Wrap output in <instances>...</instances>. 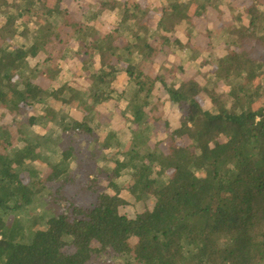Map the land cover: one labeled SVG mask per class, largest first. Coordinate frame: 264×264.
I'll return each mask as SVG.
<instances>
[{"label": "trees", "instance_id": "obj_1", "mask_svg": "<svg viewBox=\"0 0 264 264\" xmlns=\"http://www.w3.org/2000/svg\"><path fill=\"white\" fill-rule=\"evenodd\" d=\"M65 1L0 0V141L6 142L0 152V264H264V57L256 52L257 45L264 49V0H249L243 10L248 22L237 16L225 31L226 54L206 61L218 86L208 83L214 75L204 69L175 86L164 75L144 78L137 66L127 68L133 128L125 130L132 143L125 153L94 108L114 92V58L122 48H135L145 60L183 46L170 41L160 22L156 28L144 23L135 6L125 3L119 24L104 32L97 23L115 0L95 2L75 16L63 8ZM193 2L199 17L218 0H173L177 25L186 23ZM125 31L135 45L120 48ZM65 34L82 45L76 56L88 54L90 65L99 57L100 68L89 76L99 89L89 94V115L81 122L43 116L70 142L49 162L40 149L54 134L31 131L35 117L22 120L26 107L67 101L66 91L79 98L67 82L46 88L33 81L46 76L54 83L49 48ZM15 36L25 45L11 44ZM40 55L38 67L26 68ZM157 82L179 110V125L164 122L166 138L141 152L151 119H161L151 99ZM162 145L168 153L159 151ZM128 175V184L120 181ZM67 186H77L76 194ZM137 204L140 210L124 212Z\"/></svg>", "mask_w": 264, "mask_h": 264}, {"label": "rangeland", "instance_id": "obj_2", "mask_svg": "<svg viewBox=\"0 0 264 264\" xmlns=\"http://www.w3.org/2000/svg\"><path fill=\"white\" fill-rule=\"evenodd\" d=\"M100 0H67L63 3V8H67L69 11H71L74 16L75 14H80V11L82 9H89L92 7L93 3L99 2ZM117 3H114V9L113 10H106L102 12L101 15V22L97 23V28L101 29L104 32L110 31L114 29L120 22L121 16H122V8L123 4L125 2L129 3V6L136 7L139 11L142 12L143 16V22L146 23L151 28H156V26L159 24H163V27L165 28L162 30V32L170 39L171 42L175 41V38H180L186 45V49L184 51H178L177 53H183L184 56L181 58L175 56V55H165L161 52H156L152 56V73L154 75L162 74L164 77L166 76V82L167 84L172 83H178V81L182 79H187L188 77H193L197 71L202 70L203 67L210 71L211 74L214 75L213 79L208 80L209 84L215 83L216 86L219 85L220 79L218 75L215 73V68H213L212 65L206 66V61L209 58V54L212 55V57H216L217 54H221V49H223L225 44V39L223 35H220L217 38H206L205 35L209 33V23L207 21H212L217 18H220V20H228V18L231 16V23L235 22V19L237 16L242 19L243 23L248 22V18L246 15H244L243 10L249 6L250 2L249 0H218L217 4L220 7V9H217V11H211L207 14L206 20L204 18H201V20H196L195 23L198 24V28L196 27L191 30L187 29V26H180L175 23V19L173 18V10L171 8V3H173V0H115ZM49 5L52 6L54 4L53 0H49ZM217 7V6H216ZM218 7V8H219ZM164 9V10H163ZM165 12L164 16H161L162 12ZM222 12L223 15H219ZM4 22L3 17L0 15V26ZM58 22V21H57ZM55 25L59 26L60 22H58ZM219 22V21H218ZM217 22H215L216 24ZM262 24L264 25V19L262 20ZM29 28L32 30L34 28V24L30 23ZM61 31H65L61 25L60 28ZM179 31H185L189 35V40L186 41V36L179 32ZM121 40L116 43L119 44L118 46H122L125 41L130 40V34L125 31L124 35L122 36ZM61 42L59 45L52 44L51 45V54L52 57V65H54V68H58L61 70L59 79L66 80L75 89V93L83 98V100L86 98V95L88 94L87 89V80L86 76L87 74L83 72L82 67L84 64H88L89 61V55L86 53H81L80 55L76 56V52L82 47V45L72 40L65 35H60ZM211 39V40H209ZM11 44L14 45H25V40L20 38L19 36H16L11 40ZM207 44V45H206ZM208 46V47H207ZM209 48V49H208ZM207 49V52L205 51ZM134 49H131L132 54H137L133 52ZM205 51V52H204ZM210 53H209V52ZM236 51V50H233ZM126 50L119 51V58L125 57ZM193 52L201 53L198 55V57L194 60H187V57H193ZM256 52L260 56L264 57V49L261 45L256 46ZM93 55V54H92ZM133 56V59H137L136 56ZM93 62L96 60V65H94L90 72L95 71L97 69L98 60L99 57L95 54V56H92ZM185 57V58H183ZM44 58V57H43ZM41 60V59H40ZM137 61V60H136ZM38 60H28V66L33 68L36 66ZM123 63V66L121 68H124L126 63ZM121 64V62H120ZM122 65V64H121ZM162 68L160 69V67ZM165 69V72H164ZM124 71H120V73L116 74L113 78L114 87L118 90H126V81H125V75H123ZM57 78V79H58ZM58 79V80H59ZM40 79H36L35 81L39 82ZM150 81V79H147ZM59 82V81H58ZM128 93H125V96H127ZM154 98L153 101L155 102V108L153 111V114H158L161 116L160 121L154 122L151 119L150 125H148V130L144 131L145 136L149 137V142L146 144V146L143 148L141 152H145L147 150L152 149L154 145L165 139L167 135V130L164 125V122H167L171 128H176L179 124V117L180 113L176 106H173L169 103L168 97L164 93V89H161L157 86V89H154L153 91ZM128 98H130V95L127 96V98H121L118 101L117 109H113L112 107L109 108L107 111L100 110L99 113L102 114V117L98 118V121L100 120L102 123H104V130L105 131H112L115 133L114 139L118 140L119 142V152H129L132 146V143L130 141L129 132H126L127 135H125V130H129L130 128H133V125L130 123L129 119L132 118V112L131 110H128L126 108ZM52 108L56 112H59L60 110L65 111L69 115L82 120L83 115L86 111L81 110H75L68 106V104H62L59 102H56L55 100L48 99L45 103H40L33 105L31 107L25 108L23 123H27L28 118L31 116H38L40 113L46 111V108ZM206 107L208 108V103H206ZM118 110V111H116ZM7 120L9 117H6ZM39 124L33 125L31 128H29L31 131H37ZM140 131H143V127H138ZM125 133V134H124ZM55 137L50 143L46 146V148L40 149L42 154L46 157V159L51 162L56 160V156H59L61 152L64 150V148L69 147L70 142L68 141L67 135L60 137L57 133L54 134ZM96 141V139L92 140V142ZM6 142L0 141V152L3 151L5 148ZM82 147H88L86 144H80ZM159 151L161 152H167L166 146L162 145L159 148ZM86 152L88 153L87 148L82 149V153ZM47 161V162H48ZM111 163V161H110ZM112 164V163H111ZM94 166V165H93ZM104 165H102L103 167ZM40 169V175L43 172H48V167L45 169ZM103 169L105 170L106 167L104 166ZM131 176H125L124 178L120 179V181L127 182L130 181ZM75 187H66L67 192H76L78 188ZM76 194V193H75ZM81 197V196H79ZM77 199H80V198ZM152 203L149 204L148 207H151ZM142 207V204H137L134 208L126 207L124 209L125 213H128L131 215L134 210L138 211ZM16 220L19 221V223H22V221L26 222L23 217H18ZM29 231L25 230V234H27ZM104 264V263H99Z\"/></svg>", "mask_w": 264, "mask_h": 264}, {"label": "crops", "instance_id": "obj_3", "mask_svg": "<svg viewBox=\"0 0 264 264\" xmlns=\"http://www.w3.org/2000/svg\"><path fill=\"white\" fill-rule=\"evenodd\" d=\"M100 1H105V0H100ZM111 1V0H110ZM250 2V1H249ZM125 3H127L128 4V6H129V3L128 2H125ZM124 3V4H125ZM124 4H123V7H124ZM172 4V3H171ZM194 4V5H193ZM193 5V6H192ZM131 6V5H130ZM219 6H218V4H217V7H208L207 8V11L204 13V14H202L201 16H199V17H197L196 15H195V9H196V5H195V2H193V3H191V6L188 8V11H187V14H186V19H187V21H186V23L185 24H182V25H180V26H187L186 28L188 29H191V30H193L195 27H196V29L198 28V24H196L195 23V21L196 20H201V18H206V16H207V14L209 13V12H211V11H217V9H220V7L218 8ZM123 9V8H122ZM106 11V10H105ZM221 14H219V15H223L222 14V12H220ZM175 15V14H174ZM231 16L228 18V20H220V18H217V19H215V20H212V21H207L206 19V22H208L209 23V27L210 28H208L209 29V33H207V35H205V37L206 38H208V37H210V38H217V37H219L220 35H223L224 36V39H225V44H224V47H223V49H221V54H217V56L218 57H221V56H223L224 54H226V48L228 47L227 46V43H226V36H225V31H227V29L229 28V26L232 24L231 23ZM219 21V22H218ZM189 22V23H188ZM215 22H217L216 24H215ZM175 23L177 24V22L175 21ZM179 26V27H180ZM179 32H181V33H183L185 36H186V41H188L189 40V35L187 34V32H185V31H179ZM16 37V36H15ZM123 38V37H122ZM120 40H121V38H120ZM119 40V41H120ZM209 40H211V39H209ZM119 41H117V43L119 42ZM175 41H177V42H179V44H181L182 46H183V49L181 50V51H184L185 52V50L186 51H188V49H186V47H185V45L187 44H185L180 38H175ZM130 42V44H132V45H135V43H134V40H132L131 39V35H130V40L129 41H125V43L120 47V46H118V47H120V48H122V47H124L126 44L128 45V43ZM116 45H119V44H116ZM188 45V44H187ZM207 45V44H206ZM51 47V46H50ZM208 47V46H207ZM209 49V48H208ZM49 50H51V48H49ZM123 50H125V49H121V51H123ZM127 51V50H126ZM205 51L207 52V49H205ZM204 51V52H205ZM133 52H135V53H137L136 55L135 54H132V52H129L128 53V51L126 52V56L125 57H121V58H119V54L116 56V58H114V60H113V63H114V65H117V64H119L118 65V68H117V73H115L114 74V76L116 75V74H118V73H120V71H124V72H126V73H124L123 75H125V81H126V90H124V88L122 89V90H118L117 88H115L114 87V82H112V84H111V89H113L114 90V92L112 93V95H110V100L108 101V102H106V103H104V104H102V105H96L94 108H95V113H97V116H96V118H101L102 117V114H100L99 113V111L100 110H104V111H107L109 108H113V109H117V106H118V101H119V99H121V98H127V96L128 95H130V93L132 92V90H133V88H132V86L131 85H133L134 83L133 82H131V79L129 78V76H128V73H127V68H129L130 66H137L138 67V69H136L137 71H138V73H139V70H141L142 72H144V78L146 77V76H148V75H150V76H152V77H155V76H158V75H160V74H158V75H154L153 73H152V70L150 69V68H152V63H151V60H152V56L154 55H152L151 57H150V59H148V58H146L145 60H147V61H145V60H142V59H139V52L137 51V50H134ZM184 52L183 53H169L170 55H175V56H177V57H179V58H181L182 56H184ZM209 52V51H208ZM197 52H193V54H194V56L192 57H187L188 59L187 60H194V59H196L197 57H198V55L199 54H201V53H197ZM210 53V52H209ZM136 56V60L135 59H133V56ZM169 55V56H170ZM50 56V55H49ZM167 56V55H166ZM43 57H45V56H42V55H40V56H38L37 58H34V59H28V60H35V59H37L38 60V62H37V64H36V66L35 67H38V63L39 64H41L42 63V61L44 60V58ZM209 57H212V55L211 54H209ZM183 58H185V57H183ZM41 59V60H40ZM209 59V58H208ZM28 60H27V65H26V68H31V67H29L28 66ZM122 61L124 62V63H126V65L124 66V68H121L122 66H123V63H122ZM142 61V62H141ZM120 62H121V64H120ZM96 63V60H95V62L92 64V65H90V64H84L83 65V67H82V70H83V72L84 73H86L87 74V76H86V80L88 81L87 83V89H88V94L86 95V98L83 100V98L81 99V97H79V95H77L79 98L78 99H75V98H71L70 97V92L69 91H66L65 93H64V99L65 100H67V101H57V100H55V99H53V98H51V100H55L56 102H59V103H62V104H68V106H70L71 108H73V109H75V110H81V111H86L85 112V114L83 115V118L85 117V116H87V115H89V106H90V103H91V101H90V98H89V94H92V92L93 91H95L96 89H99L98 87H95V85H93V83L91 82V79L89 78V76L92 74V73H94V72H96L99 68H100V64H99V62L97 63V65H98V67H97V69H95V71H93V72H90V70H91V68L94 66V65H96L95 64ZM206 66H209V65H206ZM35 67H33L32 69H34ZM51 67H52V69L53 70H56V75H55V77H54V83H50L49 81V79L46 77V76H43V77H41V76H34L33 77V81L35 82V83H37V84H41V85H43L44 87H46V88H49L51 85H58V86H61L62 84H64L65 82H67L68 83V81H66L65 79L64 80H60L58 77H59V75H60V71L61 70H59L58 68H54V65H52V62H51ZM205 67V66H204ZM203 67V69L204 70H206L205 68ZM162 68V66L160 67V69ZM214 68V67H213ZM201 70V69H200ZM208 71V70H207ZM164 72H165V69H164ZM198 72V71H197ZM196 72V73H197ZM137 74V73H136ZM162 75V74H161ZM59 80H58V79ZM189 78H191V77H188L187 79H182V80H188ZM36 79H40L39 80V82H37V81H35ZM167 79V78H166ZM166 79H165V82H166ZM59 81V82H58ZM181 81V80H180ZM180 81H178V83H172V84H175V86H177L178 84H179V82ZM147 82H151V81H148L147 80ZM69 84V83H68ZM166 84H167V82H166ZM167 85H170V84H167ZM157 86L158 87H160L161 89H164L163 88V85H161L160 84V82H157V83H155V89H157ZM69 87H71V88H73L72 86H70V84H69ZM73 90H74V93H75V89L73 88ZM154 91V90H153ZM128 93V95L127 96H125V93ZM164 93L166 94V91H165V89H164ZM166 96L168 97V95L166 94ZM152 98H154V96L152 97ZM48 100V99H47ZM153 100V99H152ZM154 102V101H153ZM38 104H40V103H38ZM154 104H155V102H154ZM126 108L128 109V110H130L129 108H128V102H127V106H126ZM116 111H118V110H116ZM46 112V113H45ZM45 113V114H44ZM43 116H46V115H48V116H50V115H54V118L55 119H57V120H60V118H65V120L67 121V120H76V121H78V122H81L82 120H83V118H82V120H79V119H77V118H75V117H73V116H71V115H69L68 113H66L65 111H59V112H56L55 110H53L52 108H46V111H44L43 112ZM90 114H91V111H90ZM40 115H42V113H40L38 116L36 115V116H31V117H35V118H37V122L35 123V124H39V126H38V130L37 131H34L35 133H39V134H46V133H53V134H55V133H57V135L59 136L60 135V137H62V136H65V135H61V133L57 130V128L58 127H56V125L55 124H52V123H50V122H48L47 121V119H44L43 118V116H40ZM99 122H101L100 120H99ZM101 124L104 126V123H102L101 122ZM50 126H53V127H55V130H50ZM55 137V135H53L51 138L53 139Z\"/></svg>", "mask_w": 264, "mask_h": 264}]
</instances>
